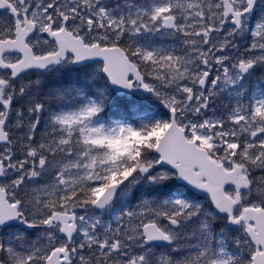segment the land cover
<instances>
[{
  "label": "snow or ice",
  "instance_id": "1",
  "mask_svg": "<svg viewBox=\"0 0 264 264\" xmlns=\"http://www.w3.org/2000/svg\"><path fill=\"white\" fill-rule=\"evenodd\" d=\"M0 264H264V0H0Z\"/></svg>",
  "mask_w": 264,
  "mask_h": 264
}]
</instances>
